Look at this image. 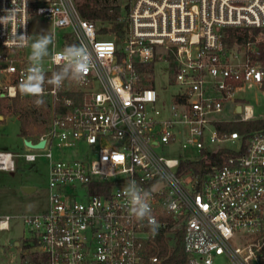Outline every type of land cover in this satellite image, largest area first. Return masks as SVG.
I'll return each instance as SVG.
<instances>
[{
	"label": "built area",
	"instance_id": "built-area-1",
	"mask_svg": "<svg viewBox=\"0 0 264 264\" xmlns=\"http://www.w3.org/2000/svg\"><path fill=\"white\" fill-rule=\"evenodd\" d=\"M85 1L0 0V123L20 118L16 108L28 102L45 132L24 143H46H25L31 152L22 156L50 160L48 206L22 217L30 237L15 242L23 264H162L161 243L180 239L186 264H264V129L222 126L255 119L235 96L264 81L252 42L233 51L223 30L264 27V0H131L121 30L86 19ZM32 15L52 25L47 77L66 46L82 45L92 58L83 80L45 84L42 105L19 92L30 52L11 43L30 40ZM158 62L177 85L165 106L153 85ZM228 102L234 117H217ZM177 145L199 155L158 152ZM18 156L0 151V171L15 170ZM129 181L149 192L156 234L130 212L121 191ZM12 218L0 214V231Z\"/></svg>",
	"mask_w": 264,
	"mask_h": 264
},
{
	"label": "rangeland",
	"instance_id": "rangeland-1",
	"mask_svg": "<svg viewBox=\"0 0 264 264\" xmlns=\"http://www.w3.org/2000/svg\"><path fill=\"white\" fill-rule=\"evenodd\" d=\"M102 1L120 4L124 9L131 2V0ZM29 28L30 41L38 38V35L45 34L46 32L51 34L52 32L51 23L41 19L38 15L30 17ZM257 40H264V31L257 36ZM252 47L257 49L254 42H252ZM51 48L50 46V52ZM247 48V45L237 44L232 47L233 51H238L242 54L246 52ZM153 81V85L159 93V102L164 103V106L169 104L173 94L177 91V85L175 83V74L167 63H155ZM165 85H167V88H165ZM235 97L240 103L252 105L255 119H264V89L261 86L248 84L239 88ZM20 105L27 106L28 102ZM231 106V102H228L226 112L217 114V117H234ZM33 131V134L30 136L37 138V134L45 132V123L37 124ZM24 138L25 136L21 134V121L17 115L7 116L6 121L0 123V151H9L20 155L15 157V170L0 171V214L13 216L10 229L0 231V264H23L22 248L16 246L15 242L17 240L23 242L26 239L25 237H30V235L22 217L42 212L47 208L49 203L50 160L47 157H39L34 162L27 161L22 155L31 151L26 148ZM158 152L166 156L175 157H180L181 154L191 157L199 155V152L195 149L182 151L179 145L174 147L169 146L164 148V150L159 147ZM55 154L58 157V153L55 152ZM24 187H33L34 190L26 192ZM177 247L173 242L168 245L167 253L164 255L166 258L163 259L162 264H164L165 260L169 258L175 249H178Z\"/></svg>",
	"mask_w": 264,
	"mask_h": 264
},
{
	"label": "clouds",
	"instance_id": "clouds-1",
	"mask_svg": "<svg viewBox=\"0 0 264 264\" xmlns=\"http://www.w3.org/2000/svg\"><path fill=\"white\" fill-rule=\"evenodd\" d=\"M11 43L17 47H30L29 67L26 69L18 89L22 95L37 97V105L44 103L42 96L45 91V84L59 89L68 78L83 80L91 68L92 58L88 49L82 45H70L53 56L58 64L61 61L63 63L58 71L53 72L51 77H47L42 67V61L50 55L49 48L54 44L51 34L46 32L31 41L26 35H15ZM15 91L14 89L13 95H15ZM121 191L128 199L132 215L139 220H147V226L153 234H156L159 224L151 215V208L148 203L149 192L139 187L135 181H129Z\"/></svg>",
	"mask_w": 264,
	"mask_h": 264
},
{
	"label": "trees",
	"instance_id": "trees-1",
	"mask_svg": "<svg viewBox=\"0 0 264 264\" xmlns=\"http://www.w3.org/2000/svg\"><path fill=\"white\" fill-rule=\"evenodd\" d=\"M129 6V3L126 7ZM81 14L88 20L95 23H113V30H121L123 22L120 18L123 15L122 5L105 3L102 0H86L80 6ZM104 30V29H102ZM264 31V27L257 28H225V43L228 48L234 45H246L248 42L256 44V51L251 52L250 55L253 61L258 62L264 69V40L258 41L257 36ZM152 68L153 66L150 65ZM264 89V81L261 85ZM21 111V134L23 136H30L37 126L38 118L36 112L27 106L17 107ZM222 126L229 131H239L241 133H248L253 130L264 129V119H252L247 121L228 122ZM212 160L219 162L220 156H213ZM206 161L201 162V166L205 167ZM192 166V165H190ZM194 166V165H193ZM178 249L173 251L169 258L165 260L164 264H186V256L181 247V239L178 244ZM168 245L165 242L161 243L160 255H166Z\"/></svg>",
	"mask_w": 264,
	"mask_h": 264
},
{
	"label": "water",
	"instance_id": "water-1",
	"mask_svg": "<svg viewBox=\"0 0 264 264\" xmlns=\"http://www.w3.org/2000/svg\"><path fill=\"white\" fill-rule=\"evenodd\" d=\"M237 110L238 111H241L242 110V108H241V106H238L237 107ZM25 143H26V145L27 146H29V147H44V145H45V143H46V140L45 139H43V140H41L40 142H38L37 144H34L31 140H25ZM24 190L26 191V192H31V191H33L34 190V188L33 187H24Z\"/></svg>",
	"mask_w": 264,
	"mask_h": 264
},
{
	"label": "snow or ice",
	"instance_id": "snow-or-ice-1",
	"mask_svg": "<svg viewBox=\"0 0 264 264\" xmlns=\"http://www.w3.org/2000/svg\"><path fill=\"white\" fill-rule=\"evenodd\" d=\"M118 159H119V157H118Z\"/></svg>",
	"mask_w": 264,
	"mask_h": 264
}]
</instances>
